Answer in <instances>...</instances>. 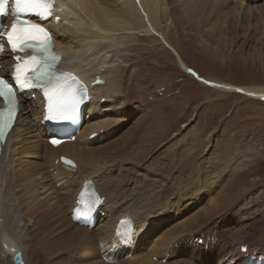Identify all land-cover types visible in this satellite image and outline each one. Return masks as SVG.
Returning <instances> with one entry per match:
<instances>
[{
  "label": "bare ground",
  "instance_id": "obj_1",
  "mask_svg": "<svg viewBox=\"0 0 264 264\" xmlns=\"http://www.w3.org/2000/svg\"><path fill=\"white\" fill-rule=\"evenodd\" d=\"M175 1L184 20V33L193 35L194 41L203 42L207 35L210 42H205L208 45L216 43L219 48H231L238 42L246 44V40L256 45L264 43V0H247V4L242 0ZM53 7L54 14L47 21L35 16L28 18L48 30L50 44L61 57L57 68L70 74L71 79L74 78L86 89L88 100L83 106V127L69 142L54 145L47 137L45 143H34L29 147L24 146L22 135L32 133L31 127H22L20 123L15 127V138L9 150L0 157V219L7 223L10 232L6 246L13 253L21 251L24 261L30 255L29 249L33 248L46 264H193L194 254L201 250L195 234L183 240L187 256H180L176 262L171 260L175 257L173 253L182 245L180 230L192 216L180 217L182 220L179 222L180 218L172 219L168 211L181 215L191 209L195 215L198 211L196 200L182 207L183 188L178 186L175 189L174 183L153 165L151 168L147 164L140 165L143 159L137 152L139 146L119 148V141L110 142L109 146L101 145L115 131L122 129V125L117 129L114 127L116 122L128 119V115L136 109L144 112L141 113V122L147 119V114L151 116V110H147L148 97L152 94L147 88L148 82H142L144 92L137 90L133 84L138 71L143 70L145 65L142 62L138 64V59L134 60V55L126 48L139 33L158 34L166 44L173 46L162 24L166 22L165 0H54ZM237 30L240 32L237 33ZM239 38H242L241 42ZM172 49L182 67L190 72L191 68L177 49ZM3 53L11 58L3 71H12L16 57L22 55L6 48ZM26 55L34 56L30 51ZM124 59L130 63H124ZM126 66L132 68L129 78L132 82L124 86L125 71L120 73V68ZM203 81L219 89L238 90L252 98L264 99V85H234L212 77ZM157 83L155 90L161 89L164 80ZM18 97L27 117L35 110L40 111L41 124L37 122L35 126L44 133L49 131L51 114L47 111L43 91L34 93L33 89H28ZM108 98L112 103L105 105L104 101ZM143 98L141 104L139 100ZM31 99L36 103L35 108ZM128 102L137 104L133 103L135 107H131ZM123 141H127L125 137ZM28 150H34L40 157L39 161L25 157V154H31L25 152ZM148 150L150 147L145 149L146 155ZM199 154L200 151L196 150V160ZM64 156L70 157L73 163L65 162ZM193 159L191 154V161ZM115 170L119 172L116 175L113 174ZM92 175L98 180L86 177ZM55 177H59L58 181L54 180ZM132 179L133 185H130ZM89 180L100 197L97 224L93 228L73 221L74 211L80 205L78 194ZM196 181L194 187L198 186ZM57 182L62 188L56 189L59 186ZM40 183L43 185L40 186ZM213 185L212 181L207 184L208 196ZM199 186L197 189L200 190ZM61 190L68 192L65 198L60 195ZM190 191L196 195L190 189L186 193ZM208 198L211 206L201 215L212 217L215 211L220 212L226 207L217 202V198L215 201ZM160 214L163 216L152 218ZM124 219H129L131 223L124 225ZM165 220L172 222L167 229L163 226ZM214 232L212 226L200 233L209 251H234L243 245L240 242L229 244L221 234L211 235ZM211 240L218 244V250L210 243ZM142 244L145 253L127 259L119 257L123 251L128 257L132 254L131 250L135 251L136 246Z\"/></svg>",
  "mask_w": 264,
  "mask_h": 264
},
{
  "label": "rangeland",
  "instance_id": "obj_2",
  "mask_svg": "<svg viewBox=\"0 0 264 264\" xmlns=\"http://www.w3.org/2000/svg\"><path fill=\"white\" fill-rule=\"evenodd\" d=\"M242 1L247 4V0ZM179 9L175 0H165L166 22L162 24L173 46L166 44L158 34L139 33L131 45L125 42L130 45L126 50L128 49L134 55V60L138 59V64L142 62L145 65L140 72L136 68L138 75L133 84L137 90L144 92L145 85L143 86L142 82H148L147 88L152 91V94L148 97L150 100L147 102V110H151V116L147 114L148 117L143 119V123L140 117L144 112L136 109L133 114L128 115V119L116 122L114 125L116 129L122 125L119 132L115 131V134L101 143L102 146L106 144L109 146L110 142L119 141V148L139 146L137 152H140V159H143L140 165L147 164L149 168L153 165L171 183H174L175 189L183 188H180L184 192L182 207L196 200L198 211L195 215L191 209L181 215L168 211L175 220L192 216V219L186 222L185 229L180 231L179 239L180 241L182 239V245L173 253L175 255L171 259L173 262H176L180 256H187L183 240L188 235L203 233L213 226V232L218 231L223 237L222 228L216 226L223 227L222 217L231 213L230 211H241L245 205L249 204H258L259 209H264V99L252 98L238 90L219 89L216 86L214 88L203 81L205 78L212 77V79L234 85H264V43L256 45L255 42L248 43L246 40V44H242V38H239L241 43L238 42V45L231 48H219L216 43L212 42L209 45L206 43L210 42L207 35L204 39L207 40L206 42L194 41L193 35L184 33V20L181 18ZM239 32L237 30V33ZM172 47L177 49L192 70L204 78L201 79L196 72L192 73L191 69L189 72L183 68ZM126 60L128 59H124V63H130ZM2 63L7 64L8 59L4 58ZM130 67L120 68V73L125 71L124 86L132 82L129 79L132 73ZM161 80H164L163 87L155 90L154 85ZM119 98L121 100L123 94ZM143 100L144 98L139 102L142 104ZM104 102L105 105L112 103L109 98ZM128 103L131 107H135L133 103L137 104V102ZM115 135L117 140L113 138ZM46 137V133L22 135V138H25V147L45 143ZM124 137L127 141H123ZM147 147H150V150L146 155ZM200 149L201 152L196 160V150L200 151ZM25 152L34 154L36 159L40 158L34 150ZM191 154L194 156L193 161H191ZM25 157H29V154H25ZM31 158L33 159L32 155ZM118 173L117 170L113 172L115 175ZM86 177L93 181L98 180L95 175ZM48 178L51 180L50 177ZM58 179L59 177L54 178L55 181ZM195 181L198 186L201 184L200 190L197 189L198 186H193ZM211 181L214 185L212 193L208 196L207 184ZM41 185L43 184L40 183ZM57 185L59 186L56 189L62 188L59 182ZM130 185H133V179L130 180ZM65 188L68 186L65 185ZM225 188L231 190L225 191ZM189 189L196 195L191 191L186 193ZM67 194V191L61 190L60 195L63 198ZM208 197H211L213 201L217 198V202L226 207L220 212L215 211L212 217L201 215L208 206H211ZM253 213L260 215L257 211ZM159 216L163 215H154L152 218ZM181 220L182 218L179 222ZM0 224L2 230L0 231V264H15L14 254L10 255L13 252L6 246L10 239L7 223L0 219ZM171 224L172 222L165 220L163 226L167 229ZM25 240L33 243L30 238ZM210 243L217 250L219 249L215 240H211ZM203 248L207 250L208 245ZM29 250L30 255L25 260L26 264H46L33 248ZM127 258H131V255L125 257Z\"/></svg>",
  "mask_w": 264,
  "mask_h": 264
},
{
  "label": "snow or ice",
  "instance_id": "obj_3",
  "mask_svg": "<svg viewBox=\"0 0 264 264\" xmlns=\"http://www.w3.org/2000/svg\"><path fill=\"white\" fill-rule=\"evenodd\" d=\"M53 4L54 0H0V52L4 51L3 42L13 53L31 48L37 55L26 59L16 57L18 62L12 77L15 84L20 89H42L47 99V111L51 114L49 119L75 122L78 110L85 102L84 86L74 78L62 82L61 75L64 74L58 75L53 70L52 62L58 57L52 51L48 30L28 18L35 16L47 21L54 14ZM10 15L13 19L5 25L3 21ZM0 98L5 103L0 109V139H3L5 130L12 127L17 104L13 83L3 76H0ZM57 142L52 140L53 144ZM85 206L88 211L92 210L90 204Z\"/></svg>",
  "mask_w": 264,
  "mask_h": 264
},
{
  "label": "water",
  "instance_id": "obj_4",
  "mask_svg": "<svg viewBox=\"0 0 264 264\" xmlns=\"http://www.w3.org/2000/svg\"><path fill=\"white\" fill-rule=\"evenodd\" d=\"M12 255V253H10ZM13 260L15 264H26L24 261L23 253L19 250H17L15 253H13Z\"/></svg>",
  "mask_w": 264,
  "mask_h": 264
}]
</instances>
